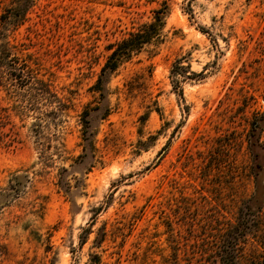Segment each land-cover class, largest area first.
Here are the masks:
<instances>
[{
    "label": "rangeland",
    "instance_id": "374dc122",
    "mask_svg": "<svg viewBox=\"0 0 264 264\" xmlns=\"http://www.w3.org/2000/svg\"><path fill=\"white\" fill-rule=\"evenodd\" d=\"M20 2L0 0V264H264V0Z\"/></svg>",
    "mask_w": 264,
    "mask_h": 264
},
{
    "label": "trees",
    "instance_id": "16d2710c",
    "mask_svg": "<svg viewBox=\"0 0 264 264\" xmlns=\"http://www.w3.org/2000/svg\"><path fill=\"white\" fill-rule=\"evenodd\" d=\"M33 5V0H22V2L17 3L15 7V16H24L25 13L31 8ZM164 11L159 8L154 11L153 21L147 24H144L142 28L132 33L129 38L122 40L121 44L116 45L115 47H109V54L106 57V60L101 68L102 73L107 71H114L117 65L123 59L127 58L133 50H138L143 44L148 43L151 38L157 33L159 26L162 25V17ZM5 49L10 47L9 43H5ZM1 48V45H0ZM1 50H0V63L2 62ZM25 64V63H23ZM24 67L28 68V70H32L30 68V64H25ZM34 76L27 75V77H23L25 81L29 84L33 83L31 81H36L38 84L45 85L40 79H32ZM21 78V76L19 77ZM96 262V261H95ZM97 263V262H96ZM224 264H239L236 261H224Z\"/></svg>",
    "mask_w": 264,
    "mask_h": 264
}]
</instances>
